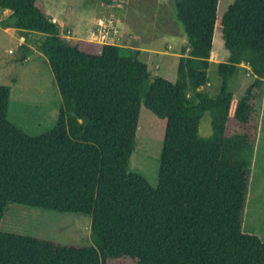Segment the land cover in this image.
<instances>
[{"label": "trees", "instance_id": "obj_1", "mask_svg": "<svg viewBox=\"0 0 264 264\" xmlns=\"http://www.w3.org/2000/svg\"><path fill=\"white\" fill-rule=\"evenodd\" d=\"M219 1H175L189 48L176 82L148 84L141 50L66 38L39 0H0L11 12L3 27L25 38L21 62L40 51L63 98L57 126L31 136L9 120L11 88L0 86V224L8 204L86 215L94 242L0 231V264H264V242L242 221L264 95V0H235L221 17ZM217 27L229 56L210 94ZM243 68L254 82L236 99ZM142 106L165 124L156 188L129 170Z\"/></svg>", "mask_w": 264, "mask_h": 264}, {"label": "rangeland", "instance_id": "obj_2", "mask_svg": "<svg viewBox=\"0 0 264 264\" xmlns=\"http://www.w3.org/2000/svg\"><path fill=\"white\" fill-rule=\"evenodd\" d=\"M175 1L39 0V3L59 24L61 34L66 38L141 50L140 59L148 64L151 73L150 84L156 77L176 82L181 53L189 48L174 17ZM234 2L220 0L218 17L223 16ZM10 14V11L0 8V86L11 88L8 118L31 136L43 135L57 126L63 98L49 63L40 51L30 46L27 61L24 64L21 62L23 33L3 27ZM100 20L107 26L104 31L98 26ZM30 39H36V35L31 34ZM213 51L215 61H212L208 72L210 83L204 88L210 94H216L221 85L218 63L226 62L229 56L219 27ZM252 82L254 77L251 72L243 68L231 82L235 98L241 99ZM164 134V121L142 106L129 170L143 176L154 188L159 185ZM211 135V115L207 112L200 123V136L207 138ZM242 221L245 233L255 235L264 242V95L260 101L255 154ZM91 224V217L86 215L8 204L0 231L67 245L94 246ZM107 264L133 263L126 260Z\"/></svg>", "mask_w": 264, "mask_h": 264}, {"label": "built area", "instance_id": "obj_3", "mask_svg": "<svg viewBox=\"0 0 264 264\" xmlns=\"http://www.w3.org/2000/svg\"><path fill=\"white\" fill-rule=\"evenodd\" d=\"M98 26H101V27H103L102 31H104V30H105V28H107V26H106V25L103 23V21H102V20H100V22H99Z\"/></svg>", "mask_w": 264, "mask_h": 264}, {"label": "crops", "instance_id": "obj_4", "mask_svg": "<svg viewBox=\"0 0 264 264\" xmlns=\"http://www.w3.org/2000/svg\"><path fill=\"white\" fill-rule=\"evenodd\" d=\"M8 29H10V30H12V28H8ZM14 30V29H13ZM215 38V37H214ZM214 44V43H213ZM211 61H215V59H214V51H212V58H211ZM218 61V60H217Z\"/></svg>", "mask_w": 264, "mask_h": 264}, {"label": "water", "instance_id": "obj_5", "mask_svg": "<svg viewBox=\"0 0 264 264\" xmlns=\"http://www.w3.org/2000/svg\"><path fill=\"white\" fill-rule=\"evenodd\" d=\"M24 39V38H23Z\"/></svg>", "mask_w": 264, "mask_h": 264}]
</instances>
